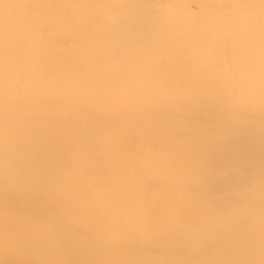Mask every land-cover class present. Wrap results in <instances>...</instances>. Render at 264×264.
Returning a JSON list of instances; mask_svg holds the SVG:
<instances>
[{
    "label": "bare ground",
    "instance_id": "bare-ground-1",
    "mask_svg": "<svg viewBox=\"0 0 264 264\" xmlns=\"http://www.w3.org/2000/svg\"><path fill=\"white\" fill-rule=\"evenodd\" d=\"M0 264H264V0H0Z\"/></svg>",
    "mask_w": 264,
    "mask_h": 264
}]
</instances>
